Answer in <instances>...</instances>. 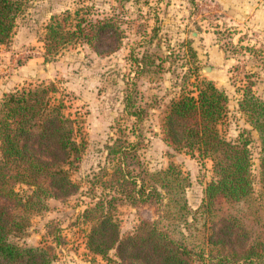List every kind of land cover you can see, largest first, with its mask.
Instances as JSON below:
<instances>
[{
  "label": "trees",
  "instance_id": "obj_1",
  "mask_svg": "<svg viewBox=\"0 0 264 264\" xmlns=\"http://www.w3.org/2000/svg\"><path fill=\"white\" fill-rule=\"evenodd\" d=\"M33 1L0 0V44L11 42L19 18ZM112 1L126 6L143 0ZM123 24L116 9L104 16L93 8L54 16L43 40L45 61L78 45L99 56L115 54L126 38ZM135 59L136 78L155 65L148 55ZM190 82L186 75L161 127L170 147L213 162L204 204L192 210L187 198L191 182L179 167L158 172L146 167L142 124L151 106L133 79L125 104L135 119L130 133L134 139L107 147L110 167L92 183L88 195L94 202L82 215L88 226L86 246L93 256L110 264H264V99L249 85L239 103L259 134L262 191L257 194L250 132L227 139L221 130L229 115L227 95L199 76L195 84ZM58 92L55 84L18 88L5 94L0 104V264H53L57 247L64 244L60 228L52 224L48 230L54 245L27 247L14 240L31 226L33 216L50 210V200L65 201L81 193L72 173L79 169L86 144L79 120L55 98ZM124 203L155 206L158 219L142 222L123 237L118 212Z\"/></svg>",
  "mask_w": 264,
  "mask_h": 264
},
{
  "label": "rangeland",
  "instance_id": "obj_2",
  "mask_svg": "<svg viewBox=\"0 0 264 264\" xmlns=\"http://www.w3.org/2000/svg\"><path fill=\"white\" fill-rule=\"evenodd\" d=\"M144 1V0H143ZM112 0H35L19 18L11 42L0 44V104L5 94L18 88L55 84V98L67 104V112L79 120V134L86 144L73 179L81 193L65 201L52 199L50 210L35 215L31 226L16 242L27 247L52 245L51 224L60 228L64 244L57 247L53 264H110L93 256L86 246L88 226L83 212L94 201L89 189L102 169L110 167L107 147L117 140H133L135 119L126 110V96L134 79L149 111L142 124L146 137L142 159L151 172L179 167L191 184L187 198L196 211L206 200L213 180V162L178 152L164 140L162 122L170 104L189 75L213 82L227 95L229 115L221 126L224 136L237 140L250 132L253 152V179L256 193L261 184L259 134L247 122L239 103L251 86L264 99V0H246L224 9L218 0H149L147 4ZM78 8H93L101 15L116 9L124 20L126 38L120 51L99 56L85 45L70 47L47 63L43 40L52 17ZM136 50L134 54L132 51ZM151 56L155 65L136 78L138 63ZM162 65V69H160ZM118 218L126 237L144 221L158 219L151 205H120ZM54 245V244H53ZM115 259V252L111 253Z\"/></svg>",
  "mask_w": 264,
  "mask_h": 264
},
{
  "label": "crops",
  "instance_id": "obj_3",
  "mask_svg": "<svg viewBox=\"0 0 264 264\" xmlns=\"http://www.w3.org/2000/svg\"><path fill=\"white\" fill-rule=\"evenodd\" d=\"M219 2H220V4H221V6L224 8V9H226L227 11L229 10V11H234V7H233V5L232 4H242V3H244L246 0H218Z\"/></svg>",
  "mask_w": 264,
  "mask_h": 264
}]
</instances>
